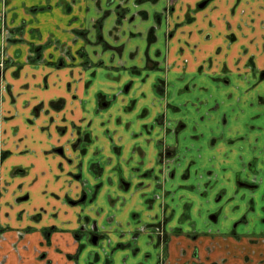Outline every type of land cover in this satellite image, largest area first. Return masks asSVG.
<instances>
[{
    "label": "crops",
    "instance_id": "0c3cea01",
    "mask_svg": "<svg viewBox=\"0 0 264 264\" xmlns=\"http://www.w3.org/2000/svg\"><path fill=\"white\" fill-rule=\"evenodd\" d=\"M168 6L169 0H0V193L5 189L0 195V225L5 229L0 235V264H129L131 259L134 264H264V227L258 223L254 229L247 227L245 217L232 213L222 221L240 219L245 227L197 230L194 222L193 230L180 228L168 207L175 202L174 190L181 189L193 190L194 200L200 202L206 201L203 191L215 189L231 212L243 193L250 209L256 192L264 196V77L249 68L254 51L261 48V56L264 47L253 41L204 39V24L196 29L173 24L165 13ZM169 29L182 30L180 38H169ZM152 30L155 40L150 42ZM68 56L73 62L65 60ZM135 59L138 64L132 63ZM62 60L67 65L59 68L56 63ZM142 70L160 73L154 76L151 96L140 86L139 98L131 99L122 112L117 107L111 119L115 126L126 124L123 132L135 140L125 157V146L114 142L111 120L94 126L88 111L90 104H95L96 113L110 109L114 100L107 101L104 89L91 101L88 93L106 77L119 79L128 72L141 78ZM59 100L65 107L55 111L50 104ZM35 108H40L37 115ZM168 123L172 127L167 131ZM72 126L89 138L82 146L84 154L76 153L83 169L74 180L64 160L52 152L59 143H67ZM94 128L101 138H95ZM144 136L146 144L155 147L157 171L169 168L171 178L164 172L160 178L156 175L148 160L150 147L136 140ZM101 139L107 145H98ZM165 149L174 154L166 163L161 158ZM9 150L11 157L3 159ZM61 163L66 168L61 169ZM20 166L29 168V177L14 180L12 173ZM147 172L152 176L145 177ZM112 178L121 189L125 180L143 183L137 189L143 222L131 218L137 208L124 198L108 196L109 210L101 208L98 192L108 191ZM238 182L245 183L241 187L246 190L238 191ZM66 183L87 194L78 208L80 215L77 208L62 215V199L57 202L54 197ZM30 190L31 202L18 205L17 198ZM187 195L192 197V191ZM42 208L48 212L35 223L32 217ZM58 210L55 220L50 213ZM220 212L214 222L220 220ZM65 216L70 222L62 226ZM56 221L65 231L47 239L45 230ZM92 223L102 238L97 248L89 243ZM163 225L162 241L157 230ZM83 226L76 238L72 231ZM29 227L32 231L27 232ZM123 241L134 242V247L119 250ZM76 254V260L67 258Z\"/></svg>",
    "mask_w": 264,
    "mask_h": 264
},
{
    "label": "rangeland",
    "instance_id": "374dc122",
    "mask_svg": "<svg viewBox=\"0 0 264 264\" xmlns=\"http://www.w3.org/2000/svg\"><path fill=\"white\" fill-rule=\"evenodd\" d=\"M140 1L144 2L146 0H140ZM143 5H146V4H143ZM200 5H204L205 8L203 10L200 9L199 7ZM149 6L152 7L151 4H147V7ZM167 10L165 13L168 15V17L171 18L173 24L178 25L179 23L182 22L184 24L191 26V28L193 29H196L197 26H200L201 28L204 24V27L206 28V31H205L206 35L204 39L207 38L209 39V41L212 40L214 42V40H220V39L225 40L226 39L227 41H229L230 44L236 43V42H241V43L245 42L248 44V42L250 43L253 41V43L251 44L255 46H259V47H264V0H169V6ZM209 30L213 33H211ZM181 32L182 30L181 31L178 30V32L177 31L172 32L169 29V33H171L169 35V38L171 37H173V39L180 38L179 34H182ZM195 33L196 31H192V34H195ZM250 38H252L253 40H251ZM154 40H155V31L152 30L150 32V42ZM35 50H37V48H35ZM258 53H261V48ZM258 53L255 54V51H254V55H253L254 60L253 62L250 63L249 68L252 69L253 71L255 70L254 72L259 73V77H261L260 74L264 73V54H262L261 56H258ZM35 60L36 59L34 58V59L29 60V62L35 61ZM65 60L70 63L73 62V59H71L70 56H68V58L66 57ZM65 60L64 61L62 60L56 63V66L58 67L66 66L67 64H65L66 63ZM137 62H138L137 59H135V61H133L132 63L138 64ZM102 65L103 64H100L99 66L101 67ZM141 72H142L141 78L138 76V73L130 74L128 72H125L126 75L122 76V78H119V79H113V78L106 77L105 80L97 81V83L90 89L88 93L89 94L88 99L91 96L92 98L93 97L95 98V95L97 94V92L99 90L104 89V91L107 92V95H109V98L107 99V101L114 100L112 103V107L110 109H104L99 113H96L95 111V109L97 108L95 104H90V106L88 107V111L90 113L89 115L91 119H93L94 121V126L98 124L99 121L102 119L108 122L109 120L113 118V113L116 112V110L118 109L117 107H119L122 112L123 107L124 109H126L125 105L129 101H131V99L139 98L138 94L143 93L139 91L137 92V88H140V86H144L143 88L145 90V95L147 97L149 96V94L151 96L150 89L152 85L155 84L157 81L156 78H154V76L159 75L160 73L158 71H153L152 73L149 70H142ZM148 74L150 75V77L146 78V75ZM143 79H144V83L141 82ZM131 82L134 83L133 88L130 87ZM160 84L161 83H159V86ZM116 88H120V89L117 90L116 92H113L112 90ZM88 94L86 95V97L88 96ZM114 94L117 95V99L113 98ZM89 100L91 101V98ZM50 106L55 111H62L65 107V101L59 100L58 102H52ZM132 116L134 115L133 114L128 115V116L126 115L124 119H128ZM53 119L54 118H50L51 121H53ZM63 121H65V119H63ZM189 122L190 121L186 123L188 127L190 124ZM110 124L112 126V131L113 130L116 131V134L113 136V138L115 137L114 142L115 141L121 142V144L125 146L124 156L127 157L131 152V149H132V146L135 140L129 139L128 134L123 132V131H127L126 124H124L123 128L121 126H115L112 120ZM140 125L141 124L139 123L138 125H136L135 128L139 129ZM96 128L93 129L95 132V138L97 137L101 138V132L100 130H97ZM74 129L75 128H73L72 126L71 131H70L71 134L69 135L70 139H67L68 140L67 143L65 142L59 143V145L56 148L61 149L63 151L64 154L62 155H63V160L65 162L64 164L70 170L75 171L74 174L76 175L78 174L76 170L80 169L78 167L79 166L78 156L77 157L70 156L71 158H69L68 156H69V153L74 148V146H76L77 150H82V146L85 144L84 142H87V141L82 140V139L78 140ZM136 140L137 142L138 141L142 143L144 142V146L146 145L145 147L147 146L150 147V148L147 147L149 149L148 160L150 158V160L152 161L151 164H153L154 166L153 169H155L156 175L158 176V178H160L161 177L160 175L162 174V167L161 169H158L157 171V168L154 165V157H155V152H156L154 145L150 146L146 144V136L138 137ZM98 142H99L98 145H101L102 147H103V144L107 145V143L102 142V139L98 140ZM179 151L180 150H178V152ZM53 154L55 155V151H53ZM109 158L111 157L109 156ZM66 166L64 167L63 165V168H66ZM70 170L68 174H70ZM84 175H87V172H85ZM130 183L131 185L129 186L128 189L125 187L121 189V188H118V186H120V183L118 181L116 182L115 178H112L111 184L113 185H110L108 191L99 190L98 200L100 202L101 208L104 209L105 212H107L109 210L108 206L106 205V201L108 202V196H111L113 199H115L116 197L124 198L126 199V202L128 203L127 205L129 204L134 205L135 208H137V212L135 213L133 212L130 215L131 218L133 220H138V221L142 220L143 222L144 213H142L143 208L141 206H144V205L141 202L140 194H139V191L137 190L139 187L137 185L138 181L136 183H134L133 180H130L129 182L125 180L124 182H122L124 186ZM46 185L47 184H44V186ZM190 185L192 186L195 185L192 179H191ZM244 185L245 183L238 182L237 190L242 192V190L245 188L241 186H244ZM150 190H152V188ZM185 191H187V189L174 190L173 193L176 192L175 198H174L175 202L168 206L170 216H173V219H172L173 223L175 224L177 223L178 227L180 228L191 226L193 230L194 222L196 224L197 230L214 228V231H217L218 229H221L223 231L225 228H230V227L234 228L236 225H239V227H242V228L245 227L244 224L240 223V219H237V220H234L228 223H224L222 221V217L225 218L227 216L226 214L230 215L232 213H235L239 217H245L248 220L247 227L254 229L256 223H258L261 227H264V216H263L264 215V196H262L261 191L256 192L255 200L253 202L254 205L252 206V209L246 206L247 195L243 193L241 195L240 200L236 202L237 209L234 212H231V208H228L226 206L225 201L223 200L224 196H221V195L218 196L219 194L217 193L215 189H211V190L208 189L206 191H203L205 193L207 192L206 196L203 197V200H206L204 202H200L199 200H194L193 190L190 189V191H192V195H191L192 197H188L187 195L189 194L190 191H188L187 193ZM134 192H137V194H135ZM152 192L154 194L161 193L160 190L155 189V188L152 190ZM83 194L84 193L81 191H74L73 187H71L69 183H66L61 191V194L59 195L60 199H62V200L59 199L63 206L61 207L62 215L72 214L70 210H74L76 208L72 207V204L70 203V201H74V200L77 201L79 199L81 200ZM31 195H33L32 192H31ZM54 197L56 199V196ZM56 201L58 202L57 199ZM168 204L169 203H167V205ZM186 204H189L188 208L186 207ZM109 206L112 208L110 204ZM78 208H77V212L79 213ZM59 210L51 214H57V215L61 214ZM219 210L221 211L219 214L220 220H218V222H214V220L212 219V216H214L216 213H219ZM136 215L138 216V218H135ZM261 215L262 217H260ZM64 219H67L66 220L67 223L70 222L69 216H65ZM61 225L63 226L64 223ZM67 227L68 226H65L64 228H67ZM59 230L65 231L64 229H59ZM185 231H187V229L184 230V232ZM262 231L263 232L261 233L264 234V229ZM72 233H75V232L72 231ZM208 235L210 237H216L215 234L208 233ZM183 236H187V234H184ZM89 243L91 244L93 248H97L96 246L92 245L91 242ZM69 256L70 255H67L68 259H69ZM125 258L126 257H123L122 260H124ZM138 258L139 257H137L136 259ZM129 262H130L129 264H134V260L132 259ZM135 263L137 262L135 261Z\"/></svg>",
    "mask_w": 264,
    "mask_h": 264
},
{
    "label": "flooded vegetation",
    "instance_id": "af4514ba",
    "mask_svg": "<svg viewBox=\"0 0 264 264\" xmlns=\"http://www.w3.org/2000/svg\"><path fill=\"white\" fill-rule=\"evenodd\" d=\"M200 7V9H204L205 8V6L204 5H200L199 6ZM40 59V58H39ZM150 65H152V64H149V66ZM61 67V66H60ZM59 67V68H60ZM260 76L261 77H264V73L263 74H260ZM51 105V104H50ZM52 108V107H51ZM38 110H40V108H35V115H37L38 114ZM172 126H171V124L170 123H168L167 124V131H168V129L169 128H171ZM177 129H178V126H176V128H175V130H174V134L176 133V131H177ZM76 134H77V139L79 140V139H82V140H85V141H89V138H88V136L87 135H84V134H82L79 130H77L76 131ZM87 137V138H86ZM86 138V139H85ZM86 143V142H85ZM58 146V145H57ZM56 146V147H57ZM54 148L53 150H52V152L53 151H55V157H57V158H62L63 159V155L62 154H64L63 153V151L61 150V149H58V148ZM77 151H79L81 154H84V152L82 151V150H77L76 149V146H74V148L72 149V151L69 153V158H71L72 156H73V154L75 155V156H77ZM11 155H12V152L9 150V151H7V152H5L4 154H3V159H6V158H9V157H11ZM173 151L172 150H169V149H165V151L163 152V154L161 155V158H162V161H164V163H166V161L168 160V159H170V158H172L173 157ZM71 156V157H70ZM61 169H63V165H62V163H61ZM80 169H83L82 168V166L79 164V166H78ZM80 169H77L76 171L78 172ZM169 169V168H168ZM167 168H162V172H164V173H167L166 175H167V177L168 178H171L172 177V175H173V173H172V171H171V169H169L168 170ZM75 173V171H70V176H71V178L74 180V179H79L80 178V175H79V172H78V174H74ZM12 175H13V177H14V180H16V179H19V178H28L29 177V168L28 167H22V166H20L19 168H16V169H14V171H13V173H12ZM144 176L145 177H147V176H152V174L150 175V173H145L144 174ZM58 178H59V176H58ZM57 178V179H58ZM124 182V181H123ZM18 185H20V184H18ZM17 185V187H21V186H18ZM63 185H65V184H63ZM131 185V183L130 184H126L125 186L123 185V187H125V188H129V186ZM137 185H139V186H141V185H143V183H137ZM24 186H26V184L24 185ZM27 186H28V184H27ZM145 186H147V187H150L149 186V184H147V185H145ZM144 187V186H143ZM4 188L2 187V190H1V193H0V195L2 196V195H4ZM56 196V199L57 200H59L60 199V196L59 195H55ZM31 200H32V195H31V190L30 191H28V192H26L25 194H23L22 196H19L18 198H17V200H16V203L18 204V205H21V206H25V205H27V204H29L30 202H31ZM86 201H87V198H86V194L84 193L83 194V196H82V199L80 200H77V201H70V203L72 204V207L73 208H78V207H82L85 203H86ZM13 205V204H12ZM14 206V205H13ZM51 206V205H50ZM49 206V207H50ZM150 207V210L151 209H153V205H150L149 206ZM43 212V213H42ZM48 212V210L47 209H45V208H42L41 210H39L35 215H33V221L36 223V222H38V223H40V221H41V218L43 217V215H44V213H47ZM23 214H24V211H22V212H19L18 213V215H19V218H22V216H23ZM51 214V213H50ZM79 213L77 212V215H78ZM80 215V214H79ZM58 216H59V214L57 215V214H52V218L53 219H55V220H58ZM213 217H215V216H212V218ZM153 218V220H154V217H152ZM165 221V220H164ZM167 219H166V222L164 223L165 224V226L167 225ZM68 223H64V225H67ZM129 224V223H128ZM60 225H59V223H58V221H56L55 223H53L51 226H49V228H46V230H45V234H46V236H47V239L49 238V236L51 235V234H53L54 232H56V231H61V230H59V229H61L60 227H59ZM82 229L83 230H85V228H84V226H83V228H80L79 230H77V231H75V237L76 238H78L79 236L81 237V231H82ZM5 229H4V227H2L1 225H0V235L2 234V232L4 231ZM30 231H32V228L31 227H29V229H27V232H30ZM89 232V241L92 243V245H94V246H96V247H98L99 246V244L102 242L101 240H102V238H101V236H100V234L97 232V228L95 227V224H91V229H90V231H88ZM166 233V230H165V227H164V225L163 226H160L159 227V229L157 230V235L160 237V239L163 241V239H165V234ZM100 237V238H99ZM125 237H126V235L124 234V237H123V239H125ZM94 238L96 239V243H94ZM134 247V242H128V241H126V242H122L121 243V245H120V248H119V250H126V249H132ZM139 248H135V249H133V251H136V250H138ZM80 250V249H79ZM118 251V250H117ZM77 257H78V254H76V255H70L69 256V259L70 260H76L77 259Z\"/></svg>",
    "mask_w": 264,
    "mask_h": 264
},
{
    "label": "water",
    "instance_id": "95a60500",
    "mask_svg": "<svg viewBox=\"0 0 264 264\" xmlns=\"http://www.w3.org/2000/svg\"><path fill=\"white\" fill-rule=\"evenodd\" d=\"M212 219H213V220H215L216 218H215V217H213ZM93 241H94V243H96V239H95V238H94V240H93Z\"/></svg>",
    "mask_w": 264,
    "mask_h": 264
}]
</instances>
